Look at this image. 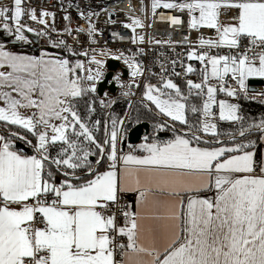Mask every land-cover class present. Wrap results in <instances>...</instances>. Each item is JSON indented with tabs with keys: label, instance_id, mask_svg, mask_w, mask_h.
Returning <instances> with one entry per match:
<instances>
[{
	"label": "snow or ice",
	"instance_id": "6c2138e0",
	"mask_svg": "<svg viewBox=\"0 0 264 264\" xmlns=\"http://www.w3.org/2000/svg\"><path fill=\"white\" fill-rule=\"evenodd\" d=\"M24 3L11 0L9 5L0 4V29L17 41L27 42L25 33L35 30L22 23L23 18L27 15L46 26L43 17L51 14L41 12L38 19L35 10L26 9ZM222 7L238 10L235 24L219 25ZM159 9L187 10L190 29L208 27L219 34L216 41L200 38L201 47L226 46L230 52L210 55L189 51L187 59L199 60L204 68L201 82L186 81L187 95L163 75L167 69L162 66L159 84H145L144 99L184 127L178 130L175 124L158 125L160 130L168 127L173 138L147 142L145 137V143L130 146L126 154L118 155L117 148L124 138L123 119L111 117L110 128L105 120L100 140L96 132L102 121L90 118L95 111L93 104H88L87 116H82L77 107V100L96 93L97 82L103 79L104 61L96 58L95 50L88 63L97 67L85 69L80 60L73 63L47 53L39 57L17 55L0 45V122L18 126L35 137L33 144L19 132L0 135V264H117V249L119 264H264V175H251L257 163L256 141L247 139L258 133V140L264 143V118L245 126L237 105L216 98L218 92L236 94L226 87L229 73L241 89L247 77L264 78V0H152L153 16ZM170 20L180 23L178 17ZM131 24V42L142 43L144 37L137 36L136 29L143 28V22L133 18ZM65 31L70 35L72 29ZM94 31L90 25V36ZM242 38L248 41L243 51ZM64 44L63 40L53 42L54 47ZM137 51L143 54V49ZM75 54L89 56L87 51ZM112 58L123 59L133 82L143 75V66L135 56L121 53ZM172 63L175 65V61ZM194 71L189 65L185 75ZM173 72L180 75L174 68ZM114 79L119 82L118 76ZM213 79L218 84H212ZM191 96L200 97L202 104L190 103ZM100 104L111 106L104 100ZM217 104L219 120L240 122V143L229 146L218 139L220 134L213 122V106ZM21 109L34 111L25 116ZM189 111L199 116L195 123L189 122ZM11 137L24 140L35 154L17 151ZM54 146H58L55 155L51 152ZM138 151L144 155H136ZM93 155L98 156L96 165L106 156L108 169L99 172L89 159ZM260 171L264 173V164ZM55 173L64 177L59 184L54 181ZM192 177L199 182L193 183ZM213 186L214 200L192 195ZM132 191L138 193V207L149 209L150 214L125 206L120 209L124 224L119 226L116 216L106 214V210L118 203L119 193ZM184 194H189L186 205L180 199L179 208L175 200L161 199L163 195L175 198ZM29 200L35 203H27ZM12 204L21 207L16 210L10 207ZM37 214L43 227L35 226ZM161 220L171 222L165 225L169 242L162 253L157 247L160 225L155 223ZM117 237H126L127 243L117 244Z\"/></svg>",
	"mask_w": 264,
	"mask_h": 264
},
{
	"label": "built area",
	"instance_id": "2783aa9c",
	"mask_svg": "<svg viewBox=\"0 0 264 264\" xmlns=\"http://www.w3.org/2000/svg\"><path fill=\"white\" fill-rule=\"evenodd\" d=\"M151 2L152 0H25L24 7L26 9H34L38 19L41 12H48L51 15L43 17L46 26L30 20L27 15L23 18L22 23L35 30L29 33L33 34L37 40L69 55H77L75 53L87 51L89 53L88 57L79 55L87 63L89 57L93 54L92 50H95L96 55L103 51H111L117 56L121 53L125 56H135L144 69L143 75L138 76L140 85L143 82L159 83L163 66L167 69L163 73L165 77L171 78L177 85L182 84L188 90L186 81L191 79L196 83L201 82V70L204 68V64L199 60L187 59L189 51L195 50L197 53L208 52L210 55H227L230 50L226 46L201 47L199 45L200 38L213 41L219 39L216 29L208 27L190 29L188 27L190 16L187 10L180 12L175 9H159L153 16ZM176 2L179 3L181 0H176ZM10 3L11 0H0V4L9 5ZM90 13H94V15H90ZM237 14L238 10L236 9L222 7L219 10V25L222 26L226 22L235 21L233 18ZM65 16L69 17V19H65ZM171 17H178L180 23L172 24ZM133 18H138L143 22V28L136 29V35L144 37L142 43L138 41L133 44L131 42L133 35L131 20ZM125 24H128L129 27L125 28ZM90 25L95 29L91 36L88 32ZM66 28L72 29L70 35L65 31ZM77 28H82L84 31L77 32ZM40 32L46 34H36ZM92 39L95 40V43L91 42ZM61 40L65 42L64 45L60 47L53 46V42ZM155 41H161V43H156ZM247 46V39L242 38L241 51ZM137 49H143V54H140ZM111 59L117 60L106 56L105 64ZM118 61L123 68H126L129 74L128 66L122 59ZM173 61H175V65H173ZM189 65L195 71L185 75V69ZM173 68L176 73H180L179 76L174 74ZM118 73L120 79L128 78L122 77L120 69H118ZM227 82L231 88H237L238 86L237 81L232 78H229ZM213 111L217 112L216 105L213 106ZM108 166L109 161L106 167ZM132 199L133 196L131 194L119 195L118 203L110 204L106 214H114L117 225L122 226L124 217L120 209L125 206L131 208ZM29 203L34 204L35 201L29 200ZM40 220L41 217L37 214L36 227H43ZM116 243L126 244L127 239L126 237H117ZM115 260L117 264L121 261L118 249Z\"/></svg>",
	"mask_w": 264,
	"mask_h": 264
},
{
	"label": "rangeland",
	"instance_id": "374dc122",
	"mask_svg": "<svg viewBox=\"0 0 264 264\" xmlns=\"http://www.w3.org/2000/svg\"><path fill=\"white\" fill-rule=\"evenodd\" d=\"M198 16V13L195 14ZM26 36V41H17L15 39L14 36L12 35H8L7 33L3 32L2 29L0 30V45H3V47L5 48V50L14 52L17 55H25V56H34V57H39L42 53H47L49 56L52 57H57V58H63V59H68L71 62H75L77 60H80L84 63L85 65V69L91 67L93 69H95L97 66L95 64H89L87 63L83 58H81L79 55H69L66 54L65 52L53 48L39 40L36 39V37L29 33L26 32L25 33ZM105 52V51H103ZM108 54L107 55H96V58L99 60L104 61V67L102 69L103 71V78L106 72V64H105V57L109 56V57H114L117 56L115 53L111 52V51H106ZM91 57V56H90ZM89 57V59H90ZM88 59V60H89ZM123 61V59H122ZM92 65H94V67H92ZM119 77V82L116 81V79H114L115 77ZM127 79H120V75L118 73V70L113 71L112 72V76L111 78L108 80L107 84L111 85V83L114 84V86L116 87V91L115 92H111L109 89H106L104 91V93L102 94V96H99L96 93H92V94H88L85 97L79 98L77 100V107L79 112L81 113L82 116H87V106L88 104H93L95 111L91 114V119L94 121L96 119H100L102 121L101 127H100V131L96 132V136L98 139L102 140L103 136H104V128H103V122L105 120L108 121L109 123V128L111 127V117H116L118 119H123L124 120V125H123V139L121 141L118 142L117 148H118V153L122 150V143L123 140L126 138L127 136V124L131 123L132 125H136L138 124L137 122L142 120V119H149L151 118V113H150V108L153 107L154 112L157 114V116L160 118L155 117L156 122H154L153 124L150 123V131L147 135L143 136L141 141L143 140V142H145V137L148 138L147 142H152L153 138L155 139V136L159 133H163L165 131H170L171 133H173L168 127H164L163 130H160L157 126L158 125H165L166 123L168 125L171 124H176L178 122H173L170 120V118L163 116L162 114H160L158 112V110L155 108L154 105L151 104L150 101H147L146 99H144L143 93H144V86L146 83H152V82H144V85L140 86V80L138 77L135 78V82H133V78L130 75V72L128 74L127 72ZM103 80V79H102ZM100 80V81H102ZM99 81V82H100ZM97 82V84L99 83ZM121 84L124 85V87H121ZM129 84H131V87L129 88ZM138 85V86H137ZM185 88V87H184ZM143 89V93H141ZM125 91H128L130 94L125 96L123 95V93ZM183 93L185 95L188 94V90L184 89L182 90ZM106 94V95H105ZM257 96L258 95H254ZM264 98V97H263ZM104 100L106 104L111 103L110 107H101L100 101ZM121 106H126V110L124 111V113H122V111H120ZM147 109V110H146ZM34 110L32 109H21V112L25 115V116H30L32 115ZM141 113V117L139 116ZM152 126V127H151ZM151 128L153 130V133L151 132ZM5 132H9V129L7 127H3L2 128ZM226 129L224 132H222V135H224V140L226 141H230L231 140V135L233 132H227ZM16 131V130H13ZM25 133V136L27 137L28 140H31L32 143H35V137H33L31 134L27 133V132H23ZM22 135V134H21ZM29 135V136H28ZM20 139H18L19 141ZM17 141V140H16ZM22 142L25 143L24 140H20ZM15 141H13L14 144ZM28 144V143H27ZM129 146V145H128ZM131 146V145H130ZM134 146V145H132ZM33 149V148H32ZM58 150V146H54L51 149V152L53 155H55V152ZM98 158L97 155H93L91 157H89L90 161L93 163V166L96 167L97 169L103 167L105 165L106 162H108L106 156L104 158V160L102 161L101 164L96 165L95 161ZM107 166V163H106ZM54 170V169H53ZM78 174L81 176L85 175V172H79ZM64 177L62 174L60 173H55L54 174V181L59 184V182L61 180H63Z\"/></svg>",
	"mask_w": 264,
	"mask_h": 264
},
{
	"label": "trees",
	"instance_id": "16d2710c",
	"mask_svg": "<svg viewBox=\"0 0 264 264\" xmlns=\"http://www.w3.org/2000/svg\"><path fill=\"white\" fill-rule=\"evenodd\" d=\"M143 85H144V82L139 87L141 88V86H143ZM179 87L182 90L186 89V88H184V86L182 84H180ZM141 93H143V89H142ZM254 95H257V94H250V93H246L245 91H240L239 92V115L244 118V121L243 122H244V125L245 126H247L248 124H250L252 122H257L258 123L262 118H264V98H263L264 97V94H258V97L257 96H254ZM189 102L192 103V104H196V105L199 106V105L202 104V99L200 97L191 96V97H189ZM125 110H126V106H121L120 111H122V113H124ZM150 113H151V118H149V119H142L140 122L147 121V122H149L151 124H153L154 122H156L155 117H157V118H159V117L154 112L153 107L150 108ZM139 116L141 117V113H140ZM187 117H188V120H189L190 123H195L199 119V116L198 115L193 114L190 111L187 113ZM137 123H139V121ZM3 127H7L9 129H12V130H9V132H5L2 129ZM175 127L178 130H180L184 126L179 125V123H176L175 124ZM239 128H240V122L218 121L217 122V130H218V132L220 134L219 137H218V139L224 145H229V146L230 145H233L234 143H240L241 142V138L238 135ZM226 129H229V130H227V132H233L232 135H231V137H230L231 138L230 141L224 140V137H223L224 135H222V132H224ZM13 130H16V131H13ZM11 132H19L20 134H22V135L25 136V133H23V132H26V131L24 129L19 128L18 126L5 125V124H3V122H0V133L2 135H6V136L7 135H10ZM151 132L153 133L152 128H151ZM165 132L166 133H169L170 134V137L161 140V139H158L155 136V140L156 141H166L168 139L173 138V133H171L170 131H165ZM258 135H259L258 133H253V134H251L250 136L247 137V139L255 140L256 141V147L259 145V142H260L258 140ZM233 136H235V140L232 139ZM11 138L15 142H16V140L18 141V139H16L15 137H11ZM205 139L214 140L216 138L211 137V136H206ZM201 146H203V147L204 146L212 147V146H220V145H216V144L203 145L202 144ZM128 147H130V146H125V148H123V146H122V150L121 151H124V150L128 149ZM33 154H35L34 150H33ZM106 163H105V165L103 167L99 168L98 171H101L102 169H104L106 167Z\"/></svg>",
	"mask_w": 264,
	"mask_h": 264
},
{
	"label": "crops",
	"instance_id": "0c3cea01",
	"mask_svg": "<svg viewBox=\"0 0 264 264\" xmlns=\"http://www.w3.org/2000/svg\"><path fill=\"white\" fill-rule=\"evenodd\" d=\"M235 23H236V21L226 22L222 26L232 25V24H235ZM209 72H210V66H209ZM229 78H232V74L231 73H229L228 76L225 77L226 87L231 88L228 85V82H227L229 80ZM251 78L264 79V78L256 77V76L247 77L245 79V86H244L243 89H241L240 86H239V84L237 83L238 84L237 88H232V89H234L236 91V94L234 96H227L226 93L218 92L217 93V97H216L217 98V101H219V100H225L227 103L237 105L238 106L237 111H238V114H239V92L240 91H245L246 93H248L247 92V89H246L247 88V80L248 79H251ZM210 82L212 84H218V82L216 80H214V79L211 80ZM151 84H157L158 85L159 83H151ZM216 106H217V112H216V117H215V119H214L213 122H215L216 125H217V122L218 121H221V120H219V108H218V104ZM229 122H232V121H229ZM57 123H59V122H57ZM0 135H2V134L0 133ZM142 143H144L143 140L140 143H138V144H136L134 146L140 145ZM17 151H19V152H21V153H23L25 155H29V154H27V153H25V152H23L21 150H17ZM32 151H33V149H32ZM130 151H131V148L128 147V149L119 152L118 155H120V154H126V153H129ZM135 154L136 155H144V153H142V152H136ZM31 155H34V154L32 153ZM254 159L256 160L257 163H256L255 170H254L253 173H251V175H253V176H261V175H264V173H261V171H260L261 165L264 164V143L259 142V145L255 148V157H254ZM118 168H119V163H118ZM107 169H108V167H105L104 169H102L99 172H103V171H105ZM233 175L239 177V176H242L244 174H233ZM191 179H192V182L193 183H198L199 182V178H197V177H192ZM205 179H207V177H205ZM213 184H214V177H213ZM121 194H123V195L131 194L133 196L132 203H131V210H133V211H141V213L143 215L150 214L149 209H142V208H139L138 207V193L137 192L132 191V192L119 193V195H121ZM157 195H160V194L157 193ZM188 195L189 194H184L182 197H175V198H172V197H168L166 195H163V196H161V199H164V200H175L177 202V208H179V200L180 199H183L184 202H185V205H186ZM192 195L199 196L200 198H211V199L214 200L215 199V195H216V190H215V188L213 186V187H211L209 189L200 191L199 193H192ZM27 203H29V201ZM10 207L11 208H14L16 210H19L20 207H21V205H19V204H12V205H10ZM145 223L146 224H150V223H154V222H152V221H145ZM155 223H158L160 225V232L158 234L157 247L159 248L160 252L162 253L163 250H164V248L167 246V243L169 242V234H168V230L165 227V225H168L171 222L170 221H166V220H161V221H158V222H155ZM145 242L147 243V240Z\"/></svg>",
	"mask_w": 264,
	"mask_h": 264
},
{
	"label": "water",
	"instance_id": "95a60500",
	"mask_svg": "<svg viewBox=\"0 0 264 264\" xmlns=\"http://www.w3.org/2000/svg\"><path fill=\"white\" fill-rule=\"evenodd\" d=\"M1 30V29H0ZM106 72L102 81L97 84V94L102 96L106 89H109L111 92L116 91V87L113 83L108 85L107 82L112 76V72L120 69L122 71V77H127V70L120 65L118 60H109L106 63ZM247 92L250 94H263L264 92V79L260 78H251L247 80ZM128 132L126 138L123 140L122 146L128 145H136L141 142L143 136L147 135L150 131V123L147 121L140 122L136 125H132L131 123L127 124L126 126ZM158 139H165L170 137L169 133L163 132L156 135ZM14 146L17 150H21L29 155L33 153L30 146L26 145L22 141H16Z\"/></svg>",
	"mask_w": 264,
	"mask_h": 264
},
{
	"label": "flooded vegetation",
	"instance_id": "af4514ba",
	"mask_svg": "<svg viewBox=\"0 0 264 264\" xmlns=\"http://www.w3.org/2000/svg\"><path fill=\"white\" fill-rule=\"evenodd\" d=\"M14 143H15V142H14ZM25 144L28 145V146H30V148L32 149V146H31V145L27 144L26 142H25Z\"/></svg>",
	"mask_w": 264,
	"mask_h": 264
}]
</instances>
